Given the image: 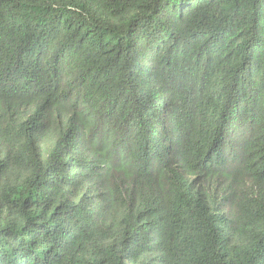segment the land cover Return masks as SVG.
<instances>
[{"label": "trees", "instance_id": "obj_1", "mask_svg": "<svg viewBox=\"0 0 264 264\" xmlns=\"http://www.w3.org/2000/svg\"><path fill=\"white\" fill-rule=\"evenodd\" d=\"M0 264H264V0H0Z\"/></svg>", "mask_w": 264, "mask_h": 264}]
</instances>
